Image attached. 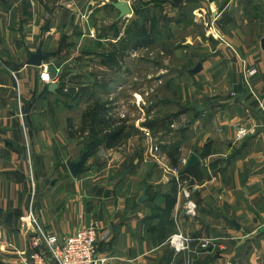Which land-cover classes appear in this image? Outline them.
Instances as JSON below:
<instances>
[{
	"label": "crops",
	"instance_id": "1",
	"mask_svg": "<svg viewBox=\"0 0 264 264\" xmlns=\"http://www.w3.org/2000/svg\"><path fill=\"white\" fill-rule=\"evenodd\" d=\"M122 1L132 15L121 19L113 4ZM67 37L89 43L91 56L105 47L108 61L122 54L116 74L90 59L93 84L106 80L115 100L143 80L132 92L134 121L159 137L161 151L132 137L127 152L92 151L85 171L72 176L68 163L91 143L68 134L84 123L85 99L78 88L69 93L78 71L64 68ZM263 40L264 0H0V264L30 253L32 235L21 228L30 213L61 238L97 226L106 264H264ZM39 48L48 59L33 67ZM244 62L257 70L250 85ZM150 92L157 101L146 107ZM242 128L251 134L239 140ZM193 154L198 163L182 167ZM181 183L191 189L193 216ZM178 233L195 239L190 252L170 247Z\"/></svg>",
	"mask_w": 264,
	"mask_h": 264
},
{
	"label": "rangeland",
	"instance_id": "2",
	"mask_svg": "<svg viewBox=\"0 0 264 264\" xmlns=\"http://www.w3.org/2000/svg\"><path fill=\"white\" fill-rule=\"evenodd\" d=\"M106 28L107 26H105L104 30H106ZM104 33L106 32H103V34ZM78 39L79 38H65L63 53H71L72 57H68L70 62L64 66V68H68L73 72L78 71L77 76H75L76 74H73L74 76L69 80V87L71 89L69 93L73 92V94H75L76 88H78L79 92L82 91L85 99V108H82V111H85L82 115L84 123L81 126L80 118V120H78L79 122L76 123L79 127L77 129L70 128L68 134L71 136L75 135L76 138H82L84 141H89L93 151L106 145L104 141L116 133L121 134V138L119 142H117L118 144L116 143L121 152H127V140L129 141L132 137L140 140L142 144L145 143L150 146L154 153L161 151V143H158L157 145L155 144L157 143V140L159 141V137L156 136L153 131L144 128L140 130L138 122L134 121L138 120L140 110L137 107V104H139L137 102L138 98L134 97L132 92L137 91L139 93L142 91L141 89L145 84L143 80L141 82H139V80H132L130 87L127 88V90H125L117 99L113 100V98L108 95L110 85L106 80L100 81L98 85H96V83L93 84L95 82L94 78H96L94 77L96 70H94L95 67L92 66L90 59L100 60V64H103L101 66L104 69V71H100L101 73L108 75V73L113 71V74H116L122 73L123 66L120 64L121 61H119L123 58L122 54H120L119 51H114L115 58L108 61L106 55L108 54L107 52L109 49L105 47L99 55L96 52L91 56V45L89 43L86 44L83 41L81 43ZM109 70H111V72H109ZM148 72L154 73V70L148 67ZM152 89L153 91H156L155 87ZM97 90L100 91L99 94H102L99 97L97 96ZM153 93L154 92H150L148 97H144V101L147 103L146 107L157 101L156 98L152 97V95H154ZM160 98L161 96L158 99ZM165 99L166 101H172L170 95L165 96ZM142 103L143 101L141 102V106H144ZM130 121L133 123L129 124ZM168 136L171 135L168 134ZM142 144H140V147ZM154 146H157L158 149L156 150V147ZM148 159H152L150 153H148ZM166 168L168 167L163 166V169Z\"/></svg>",
	"mask_w": 264,
	"mask_h": 264
},
{
	"label": "built area",
	"instance_id": "3",
	"mask_svg": "<svg viewBox=\"0 0 264 264\" xmlns=\"http://www.w3.org/2000/svg\"><path fill=\"white\" fill-rule=\"evenodd\" d=\"M204 25L206 28H210V30L213 29V23L206 21ZM209 33L215 37L213 33ZM233 52L236 53L234 50ZM242 71L247 84L250 85V79L257 74V70L254 67H247L244 62ZM41 79L51 81L50 74L42 72ZM253 94L255 93L253 92ZM260 108L264 110V105L261 104ZM19 116L23 118L21 109ZM249 134H251V131L242 128L238 132L237 139L241 140ZM187 164L188 160L183 159L182 167H185ZM174 172L179 174V169L175 168ZM180 185L181 193L187 199L185 213L193 216L196 214L197 206L191 201V189L187 187L186 183H181ZM21 228L23 232L32 235V241L29 254L26 252L18 253L20 264H106L108 261V258L99 257L98 255V229L95 225L81 228L74 235L61 238L58 235L47 234L39 229L35 215L30 213L22 220ZM0 236H2L1 228ZM194 240L183 233H178L171 237L169 243L175 253L185 254L190 252L191 244ZM206 246L207 244L203 247L206 248Z\"/></svg>",
	"mask_w": 264,
	"mask_h": 264
},
{
	"label": "water",
	"instance_id": "4",
	"mask_svg": "<svg viewBox=\"0 0 264 264\" xmlns=\"http://www.w3.org/2000/svg\"><path fill=\"white\" fill-rule=\"evenodd\" d=\"M113 6L120 12V18L129 17L132 15V9L130 8L129 4L127 2H118L114 3ZM262 50L264 51V40L261 43ZM48 59V56L45 55L42 48H39L36 53L31 54L30 56V65L33 67H41L43 65V62H45ZM201 66L197 67L195 72H199ZM59 88L58 84H51L49 89L51 91H55ZM204 107H197L196 110L202 111L204 110ZM27 113L29 112V105L27 106ZM87 160V154L85 153L81 160L77 163H68L69 170L74 178H77L79 175H81L85 171V162ZM199 161V157L195 154H193L188 162L187 167L190 168L197 164ZM146 199V193L141 198V201H144ZM238 229L239 226L235 225Z\"/></svg>",
	"mask_w": 264,
	"mask_h": 264
},
{
	"label": "trees",
	"instance_id": "5",
	"mask_svg": "<svg viewBox=\"0 0 264 264\" xmlns=\"http://www.w3.org/2000/svg\"><path fill=\"white\" fill-rule=\"evenodd\" d=\"M73 93V92H72ZM71 93V94H72ZM120 138H121V134L120 133H116V134H114L113 136H110L108 139H106L105 141H104V143L109 147V146H115V145H117L118 143L117 142H119V140H120ZM117 143V144H116ZM92 151H93V149H92V147L90 146L89 147V149L87 150V156L89 155L90 156V154L92 153ZM192 169V168H191ZM189 171H184L185 173H190V169H188Z\"/></svg>",
	"mask_w": 264,
	"mask_h": 264
}]
</instances>
